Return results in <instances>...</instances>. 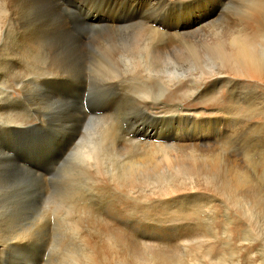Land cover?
Segmentation results:
<instances>
[{"label": "rangeland", "instance_id": "rangeland-1", "mask_svg": "<svg viewBox=\"0 0 264 264\" xmlns=\"http://www.w3.org/2000/svg\"><path fill=\"white\" fill-rule=\"evenodd\" d=\"M129 1L73 0V4H71L72 0H65L67 2L65 4L74 11L77 10L75 5L78 4L80 6V18L83 21L86 20L85 22H94L92 18H96L98 14L100 16L112 15L114 19L121 15L128 16L131 12H134V7L137 8V4L135 5L134 1H130L131 4ZM173 1H176L177 5L175 6L176 8L172 9L173 12L170 13V9L174 5L168 2ZM208 13H210L209 16L211 18L209 17L210 19L206 23L204 22L193 29H186L179 33L174 30L169 31L167 34L163 33V43L171 44L167 50L172 47L169 55L175 50H181L179 53H184L174 54L170 60L176 66L171 65V62L169 67L172 69L175 67L179 70L177 72H183V76H186L184 78L182 76V83L174 82L175 84L169 90L164 91L163 102L168 105L178 106L183 111V115L194 116L198 122L199 127L193 132L194 134L190 131L186 135L182 129H176L171 132L170 135H173L171 138L172 142L169 140V143L180 147L191 145L198 151H204L210 154L211 158H215L216 162L214 165H216V170L211 180L208 178L210 183H207L209 182L207 181L208 179H202V182L200 180L202 184L199 183L200 185H197V191L194 193L196 194L197 192V196H194L196 198L193 195L185 196V200L183 197H176L168 202L159 204L158 200L155 199L157 195L151 194L152 191L157 190L152 189L151 186L158 188L161 183L165 184L170 181V179L165 177H162L161 181H159L160 178L132 180L130 181L132 186L129 185L126 188V183L123 180H119L121 183L116 179H113V181L108 179L106 181L105 175H94L93 171L91 172L87 169L85 163L81 162L73 151L68 152L70 154H65L62 159L56 158L52 163L50 161L58 155L57 151H54L55 148L53 149L54 152L51 151L52 153L49 156L36 159V161L29 160L36 156V151H45L49 147L47 143L50 140L49 138L55 136L57 131L54 125L55 120L52 119V115L48 112L50 110L55 111V108H52L51 105L56 104L58 100L48 96L45 92L41 91L40 93L38 89L36 91L35 85L34 87L29 82L28 86V81L26 83L24 80L21 83L23 91L26 93L22 94L23 97L17 93H12V97L18 99V103L20 100V103H17L19 115L24 122L26 121L22 126L21 132L19 131L17 143L21 149H28L30 156L21 155L17 150H14V154L11 152V155L15 157L14 162L4 163L5 165L0 164V243L2 246L6 244L0 250V264H89L87 255L93 248L104 250L96 264H140L142 252L144 253L146 249L148 254L150 251V254L155 253L153 250L156 247L155 250L159 251L158 253H162L163 259L171 262L170 264L177 262L178 264H191V261L201 262L202 264L204 262L207 263V261L212 263L222 262L224 264H264V73H262L264 65L260 78L258 76H247L240 70L231 71V69L228 70L227 68V79L221 80V82L213 86L209 80L200 82L201 78L207 76L210 72L205 63L202 61V63H197L196 61L197 64L192 65L187 60L191 52L196 53L198 56L209 52L215 57L214 62L218 63L216 57L219 54L211 49L212 46L218 51H223L224 47H228V37L231 34H240L241 31L245 33L249 32L253 27H259L258 31L261 29L260 35L256 36L259 42L256 41L253 53L264 64V39L262 41V37L264 38V0H162V18L169 21L172 25L176 24V22L198 20L203 15H208ZM23 16H26V19ZM19 17V29L23 32L21 33L22 40L20 41L23 43L22 45L20 43V48L23 52L19 53L21 64L17 75H21L24 72L27 73L24 79H26L25 77L28 78V73L31 76L38 75L37 65L43 64L39 54L48 48L52 53V57L51 60L45 59L44 63L50 66L59 65L60 68H58L59 66L55 67V71L52 66L54 72H68L69 74L73 72V75L78 73V76L82 74L86 86L96 91V93H93V101L95 103H98L101 97L104 99L103 95L97 93L99 87L98 90L94 87V84L97 83L96 81L100 80L99 69L101 67L97 71V67H95L93 62L97 60V55L93 52L94 48L85 47L82 42L110 35L112 36L111 40H113L112 50L122 49L129 51L133 48L136 41H138L137 44H140V49L147 47L143 46L145 44L139 36V31L133 27L112 33L108 27L89 29L83 24V27L78 26L75 29H59L55 31L53 30V25L59 18L63 17V14L50 6L44 7L41 4H36L33 7L31 4H26V6L24 5L21 8ZM244 27L247 28V31H245ZM0 31L1 46L2 30ZM25 33L28 35L26 36ZM34 34L36 37H34ZM23 47H25V50ZM21 49L20 52L22 51ZM28 49L31 51H28ZM35 51H38V53L36 54ZM160 61L162 60L157 61L156 69L158 65L163 66L164 73L166 61L161 63ZM8 67L9 65L6 66L5 63L0 62V69L5 73L2 77L6 79L8 85L13 84L19 88V84L11 83L14 75L10 76L12 73L8 72L6 69ZM195 73L196 75L199 74V78L189 76V74L195 75ZM116 76L115 79L119 85L128 89V82L126 79L123 80L125 75ZM189 85L196 87V90L192 92L194 88L192 86L189 87ZM25 88L28 89L26 90ZM109 88L106 91H109L108 94L111 95L114 89L111 87L110 90ZM129 89H132L128 91H131L132 95L130 98H133V94L136 93L134 89L136 88ZM200 89L201 92H199ZM33 90H35V93ZM36 93L37 95H35ZM29 95L33 96L30 97ZM32 97H34L33 100ZM122 98H110L109 101L111 100L113 109L116 107V119H119L122 128L131 131L132 129L128 123L130 120L125 116H137L135 102L129 97H126V99ZM36 100H38V104ZM46 101L48 104H46ZM81 101V108L89 112L86 106L89 103L88 98L84 97ZM32 103L34 109L32 108ZM131 103L132 105H130ZM24 104L25 106H22ZM39 104L40 106L44 104L41 106L42 110L40 107L38 109ZM21 106L25 107V109ZM44 108L46 109L44 110ZM132 110L134 111L132 112ZM174 111L175 109L170 110L171 113ZM68 112L65 111L63 114L66 113L68 115ZM93 112L97 113L98 110ZM154 112L155 110L151 113L154 114ZM43 113L44 116H42ZM124 113L127 114L125 115ZM34 114L45 118V121H42L44 123H42L43 128L38 129L41 126L36 125L37 116ZM249 123L259 124L256 126L252 125L254 127H250L251 129H246L245 126ZM87 127L88 125L83 129L86 130ZM243 129H246V131ZM46 131H49V133ZM134 133L131 131L129 137L134 136ZM199 135L208 136V143H201L198 140ZM137 137H140L139 134ZM1 141L0 139V143ZM114 144L113 149L116 151L124 147L122 154L127 160L137 154H146L145 152L149 150L148 148L141 149L136 144H130L119 139ZM49 145L51 146V144ZM126 146L128 147L126 148ZM221 148L225 150L223 151ZM21 149H19L20 152ZM224 158L227 160L226 164H229L230 173L226 172V168L222 169ZM23 165L32 170L26 169ZM232 170L236 172H232ZM165 175L164 173L163 176ZM242 176L247 181H244ZM151 180L153 183L150 182ZM141 181L143 184L140 183ZM211 181L213 186H211ZM115 182L119 184L115 185ZM122 182L125 184L123 185ZM189 182L190 180L184 177L176 184L181 191H184L185 188H189ZM98 185L101 187L98 188ZM120 185L124 187L122 186L120 189ZM103 186L107 188L104 190L105 187ZM129 188L133 189V191H130L132 194L126 191ZM118 190L121 191L119 192ZM122 190H125L124 193ZM159 195L161 196L160 193ZM132 196L136 198L134 199ZM238 196L244 200L250 197L252 200L250 202L252 203L249 201L243 202V199L238 198ZM154 201L156 206H154ZM78 204L80 205L78 206ZM249 204H251L250 208ZM74 224L77 225L75 226ZM140 226L141 228H139ZM156 228L158 230H155ZM148 231L152 232L148 234ZM138 233L148 234L151 238L141 237ZM114 234L122 236L121 240H124V242L121 244L117 240L115 241ZM143 240L150 241L144 242ZM186 240L188 244H186ZM150 242H155V245ZM148 243L154 245L155 248L149 249L151 245L148 246ZM133 250L139 251L136 252L139 258L132 252Z\"/></svg>", "mask_w": 264, "mask_h": 264}, {"label": "bare ground", "instance_id": "bare-ground-1", "mask_svg": "<svg viewBox=\"0 0 264 264\" xmlns=\"http://www.w3.org/2000/svg\"><path fill=\"white\" fill-rule=\"evenodd\" d=\"M80 1H86V0H80ZM88 1H92V0H88ZM122 1H124V0H121V2ZM130 1H134L135 5L137 4V8H135L133 6L134 12L133 13L131 12L128 16L127 15H121L117 19H114L112 17V15L111 16H108V15L100 16V14L97 13L98 16L96 18H92V21H94V22H90V21L85 22L86 20L83 21L79 15L80 14V11H79L80 6L78 4L75 5L76 9H77V10L75 9L77 11L76 12L70 6H67V4H65V3H67V2H65V0H0V30H2V33H1L2 34V38H1L2 42H1V46H0V62L5 63L6 66L9 65V67L6 69L8 70V72H10V74L12 73V75H10L11 77L14 75L13 82H11V83L19 84V88L15 87L13 84L8 85L6 79L4 77H2L5 75V73L2 71V69H0V139L2 140L0 143V164L5 165L4 163L9 164V162H14L15 157H13L11 155V152L13 153L14 150H17L19 153H21V155L25 154V155L30 156L29 155L30 151L28 149L25 150L24 148L21 149L17 143V139L19 138V136H18L19 131L21 132V129L23 128L22 126L26 121L24 122L22 117L19 115L18 104L20 103V100L18 103V99L12 97V95H13L12 93H17L19 95L26 93L23 91L24 89L22 88V83H21L22 81L24 82V80H25V82L28 81V86L30 83H32L33 86L35 85L36 91L38 89L40 91V93H41V91L45 92V93H47L48 96H52V98H54L55 100H58V101H56V104L54 103L53 105H51L52 108H55V111L50 110L48 112L50 115H52V119L55 120V124L53 123L57 128L55 136L52 137L50 135L52 138H49L50 140H49V142H47L49 147H47V149L45 151H43V150L36 151L37 152L36 156L33 158H30L29 160H32V161L35 160L36 161V159H39V158L42 159L43 157L49 156L52 153L51 151H53V149L55 148L54 151L56 150L57 151L56 153H58V155L50 161V163H52V161L55 160L56 158L59 157V159H62V157L65 154H67L70 151L71 152L73 151L78 156V159H80L81 162L85 163L86 168L89 169L91 172L93 171L94 175H96V176L105 175L106 181L108 179L111 181H113V179H116V180H118V182L121 183V181L123 180L126 183V188L129 187V185H131L130 181H132V180H138V179L150 180V179L160 178L159 181H161V178L165 177L167 179H170V181H167V183H165V184L161 183V186L159 185L160 187H158V188H153V186H151L152 189L157 190V191H152L151 194L157 195L155 197V199L158 200L159 204L164 203V202H168L172 198H176V197L177 198L183 197L184 200H185V196L187 197V196L193 195V197H194L197 194V192H196V194H194L195 191H197L196 190L197 185L198 186L200 185L199 183L202 182V179L205 180V179L209 178L211 180V178L215 174V170H216V165H214V163L216 162L215 158H211L210 154H208L204 151H202V152L198 151L197 149H195V147H193L191 145L180 147V146H175L174 144L169 143L171 141L172 136H173L170 134H171V132L175 131L176 129H182L183 133H185L186 135L190 131L192 134H194L193 132L196 130V128L199 127V124L196 121L195 117L194 116L191 117L190 115H183V113H182L183 111L181 109H179L178 106L173 105V104L168 105L165 102H163L164 91L169 90V88L175 84L174 82H181L182 83V80H183L182 76L184 74L183 72H177L179 70H177L175 67H173V69L171 67H169V65L172 62L170 59L174 54L179 55V54H184V53H179L181 50H175L172 54L169 55V51L172 47L169 50H167V48L171 44L165 43V42L163 43V33L167 34L171 30H174L175 32L179 33L180 31H183L186 29H191V28L193 29L194 27H197V26L203 24L204 22L206 23V21H208L211 18L209 16L210 13H208V15H203L201 18H199L198 20H195V21L188 20L186 22H181V23L176 22V24L172 25L169 21L164 20L162 18V0H130ZM146 3H148V4L145 5ZM168 3H173V5H174L170 9L171 10L170 13H172L173 12L172 9H174V7L177 5L176 4L177 2L173 1V2H168ZM26 4H31V5H33V7L36 4H41L44 7L50 6L53 9H55L57 12L63 14V17L59 18V20L53 25V30H55V31L59 30V29H61V30L75 29L78 26L83 27V24L86 28H89V29L90 28H96V27H108L109 31H111L112 33H115L118 30L133 27L139 31V36L142 38V41L145 44L143 46L144 47L147 46V47L140 49V47H139L140 44H137L138 41H136L133 45V48L130 49L129 51H124L122 49L112 50L111 45H112L113 40H111L112 36H110V35H106L105 37L103 36L101 38H93L94 40H92V41L89 40L87 42H82V44L85 47L94 48L93 52L97 55V60H94L93 62L95 63V67H97V71H98V68L101 67L99 69L100 73L98 72L99 76H100L99 77L100 80L96 81L97 83L94 84V87H96L97 90L99 87V90L97 91V93L103 95L104 99H102V97H101L99 99L98 103H95L93 101V99H94L93 93L94 92L96 93L95 89L92 90L86 86L84 79L82 77V74H80L78 76L77 75L78 73L77 74L75 73V75H73L72 74L73 72L70 74L68 72L67 73L60 72V71L54 72L56 69L55 67H57L59 65H57V66L51 65L50 66V65H46L47 63L46 64L44 63L46 61L45 59L51 60V57H52V53L48 48L44 49V51L39 54V55H41V56H39V58L41 60H43V64L37 65L38 69L36 68L37 71L39 70L38 71L39 74L36 76H34V75L31 76L28 73V75H29L28 78L25 77L26 79H24V76H26L27 73H25V72L21 73V72H23V71H21L20 72L21 75H17L19 66L21 64V60H20L21 58H20L19 53L21 54L23 52V50L20 48V43H21V45L23 43V42H20L22 40L21 39V33H23V32H21L19 29L20 25H18V19L20 18L19 15H20L21 8H23L24 5L26 6ZM71 4H73V0H72ZM126 4H127V2H126ZM130 4H131V2H130ZM165 4H166V2H165ZM165 4H163V5H165ZM77 6H78V8H77ZM105 8H106V6H105ZM110 8H111V6H110ZM115 9H116V7H115ZM25 14H26V9H25ZM95 16H96V14H95ZM166 16H169V15H166ZM23 17L25 18L26 16H23ZM120 17H122V18H120ZM42 22H44V21H42ZM258 26H260V25L258 24ZM24 27H25V24H24ZM258 28L253 27L252 29H250L249 32L247 31V28H245L246 29L245 31H247V32H245L246 34L243 33V31H241L240 34L236 33L233 35L231 34V36L229 35L230 37H228V39H229L228 40V47H224L223 51H218L215 49L214 46H212L211 49L218 52V54H219L216 57L218 60V63L214 62L215 57L213 56V54H211L209 52L204 53L202 56H198L196 53H193L190 51L191 54L189 53L190 55L187 58V60L189 61V64L196 65L197 63H200L202 61L205 63L206 67L210 71L207 76H204V74H203L204 77L201 78L200 82L209 80L211 85L215 86L217 83L221 82V80L227 79V76H226L227 68H228V70L231 69V71L232 70H240L247 76H254V77L258 76L260 78V74L262 72V69H263L262 67L264 64L261 61H259L257 56H255V54L253 53L255 51V46H256L255 44L257 42H259V40L257 41L256 36L260 35L261 29H260V31H258ZM33 29H35V28L33 27ZM30 30H31V27H30ZM242 30H244V29H242ZM174 31H172V32H174ZM25 35L27 36L28 34L25 33ZM34 37H36L35 34H34ZM258 38H260V37H258ZM263 39L264 38L262 37V41H263ZM25 41H26V39H25ZM139 41L141 42V40H139ZM28 43H29V41H28ZM26 47H28V46H26ZM19 48L22 50L21 52H20ZM23 48L25 50V47H23ZM28 51H31V50L28 49ZM84 51L87 52L86 50H84ZM35 52H36V54L38 53V51H35ZM189 59H193L194 61L189 60ZM159 60H162L163 62L166 61L165 65H164L166 67V70L164 71V73H163V66L161 67L160 65H158V68L156 69V66H157L156 63ZM162 61H160V63ZM196 61H197V63H196ZM38 64H40V63H38ZM22 65H24V64H22ZM171 65L176 66L174 62H172ZM52 66L54 67V71L52 69ZM24 67H25V65H24ZM58 68H60V66ZM20 69H21V67H20ZM25 71H27V70H25ZM262 73H264V70ZM115 74L118 76L124 74L125 77L123 80L126 79V81L129 84L128 85L129 88H133V89L136 88V89H134L136 93L133 94V96H134L133 98H130L132 94H131V91L130 92L128 91V90H132V89H129L128 87H127L128 89H125L126 87L124 88V87H122V85H119V83L115 79V77H117ZM189 76H192V78L193 77L199 78V74L196 75V73H195V75L189 74ZM126 77H128V78H126ZM184 77H186V76H183V78ZM193 85H195V84H193ZM193 85H189V87L192 86L194 88ZM120 86H121V88H120ZM109 87L110 88L112 87L114 89L113 93H111L112 96L110 94H108L109 91L108 92L106 91V89ZM195 90H196V87L192 90V92H194ZM33 91L35 93V90H33ZM125 91H126V93H125ZM199 92H201V89L199 90ZM23 95H22V97H23ZM35 95H37V93ZM31 96H33V95H31ZM96 96H97V94H96ZM84 97L88 98L89 103H87L86 106L88 107L89 112L85 111L84 109L81 108V106H82L81 100H83ZM120 97H123L122 99H126V97H129L131 100L133 99V101L135 102L134 105H135V108L137 110V116L134 115L135 113L133 114L134 115L133 117L125 116L127 119L130 120L128 123L132 129L131 131L135 132L134 136H132V137H129V133H131V131H127V130L123 129L119 119L118 120L116 119V117H117L116 116L117 111L115 110L116 107L113 109L112 108L113 106L111 105L112 103L110 102L111 100L109 101L110 98H118L119 99ZM33 98L34 97H32V100H33ZM38 98H40V97H38ZM90 99H91L92 103L90 102ZM28 100H29V97H28ZM31 102H33V101H31ZM37 102H38V100H36V103ZM23 103H25V102L23 101ZM46 104H48V102ZM117 104H118V102H117ZM42 105H44V104H42ZM130 105H132V103ZM134 105H133V107H134ZM22 106H25V104ZM41 106L39 104L38 109L40 107L42 110ZM33 107L34 106L32 103V108ZM22 108L25 109V107H22ZM68 108H69V110H68ZM45 109L46 108H44V110ZM129 109H131V108H129ZM171 109H175V111L173 113H171L170 112ZM26 110H28V109H26ZM95 110H98V112L97 113L93 112ZM154 110H155V112H154V114H152L151 112ZM35 111L37 113L36 108H35ZM65 111L66 112L69 111L68 115L66 113L63 114V112H65ZM127 111H125V112H127ZM133 111L134 110H132V112ZM169 112H170V114H168ZM27 113H32V112H27ZM128 115H129V113H128ZM35 116H37V115H35ZM42 116H44V113L42 114ZM48 118L50 119V117H48ZM43 120L45 121V118L37 116V124L36 125L41 126V127H38V129L43 128L42 127V123H43L42 121ZM49 123L51 125L50 121H49ZM26 124H28V123H26ZM257 124H259V123H249L245 126V128L247 129L250 127H254ZM86 125H88V127L85 130L83 128ZM90 125H92V126L89 127ZM252 125H254V126H252ZM48 127H50V126H48ZM52 127H54V126H52ZM45 128L47 129V127H45ZM246 129H243V130L246 131ZM83 130H85V131L83 132ZM43 132H44V129H43ZM224 132H225V130H224ZM249 132H250V130H249ZM45 133H44V135H45ZM47 133H49V131ZM138 134L140 137H137ZM245 134H246V132H245ZM239 135H241V134L239 133ZM20 136H21V134H20ZM142 136H144V137H142ZM38 138H40V137H38ZM118 139L125 141V142H129L130 144H136L138 147H141V149L148 148L149 150L147 152H145L146 154H143V155L137 154L133 157H129L127 160V158H125L122 154V152H123L122 150L124 147H122V149H120L118 151L113 149V146L115 145L114 143L116 141H118ZM38 140H40V139H38ZM198 140L201 143H208V141H209L208 136H202V135H199ZM40 142H39V144H40ZM49 144H51V146ZM26 146H28V145H26ZM21 147H22V145H21ZM42 147H43V145H42ZM127 147L128 146H126V148ZM223 148H221V149L223 150ZM19 149H21V152L19 151ZM30 149H32V148H30ZM35 149H33V150H35ZM125 150H127V149H125ZM31 152L33 153L32 150H31ZM218 152H219V148H218ZM68 154H70V153H68ZM73 156H75V155H73ZM125 156H127V155H125ZM226 162H227V160L224 158L223 159L224 165L222 164L223 165L222 169L226 168V172L230 173L231 169L228 166L229 164H226ZM23 166L26 169L32 170L31 168H29L25 165H23ZM232 172H236V171L232 170ZM164 173L166 174L165 176H163ZM88 174H90V172H88ZM184 177H186L188 180H190L189 188L188 189L185 188L184 191H181V189L177 186L176 182L179 183V181ZM242 177H243L244 181L245 180L247 181V179H245L244 176H242ZM209 179L207 181H209ZM119 180H121V181H119ZM163 180H165V179H163ZM200 180H201V182H200ZM118 182L117 183L115 182V185L119 184ZM150 182L153 183L152 180ZM104 183H105V181H104ZM122 183H123V185L125 184L124 182H122ZM140 183H142V181ZM154 183L156 184V182H154ZM207 183H210V181ZM211 183H212V181H211ZM132 184H133V182H132ZM156 185H158V184H156ZM105 186H103V187H105ZM122 186L120 185V189ZM211 186H213V183L211 184ZM100 187L98 185V188H100ZM103 187H102V189H103ZM106 188L107 187H105L104 190ZM131 188H134V187H131ZM131 190L133 191V189H130V188L126 189L127 192H130ZM188 190H190V192H188ZM210 190H212V189L210 188ZM124 191L122 190L123 193H124ZM108 192H110V191H108ZM115 193H116V191H115ZM159 193L161 194V196L159 195ZM116 194H114V195L116 196ZM112 195H113V192H112ZM132 197L134 198V196H132ZM194 198H196V197H194ZM238 198L243 199L240 196H238ZM130 199H132V198H130ZM242 201L243 202L244 201L250 202L252 200L249 197L247 200L243 199ZM249 202H247V203H249ZM75 203H76V201H75ZM154 203H155V201H154ZM250 203H252V202H250ZM80 204H78V206ZM250 205L251 204H249V208H250ZM141 206H143V205H141ZM154 206H156V203ZM86 207H88V206H86ZM86 207H85V209H86ZM257 207H259V206H257ZM147 208H149V207H147ZM249 208H246V209H249ZM83 209H84V207H83ZM82 211H84V210H82ZM74 223H76V222H74ZM141 226H143V225H141ZM141 226L139 228H141ZM157 228L155 230H158ZM145 229H146V227H145ZM151 232L148 231V234ZM148 234H139V236L144 237V238L146 237L147 239H148V237L151 238V236ZM158 234H160V233L158 232ZM153 236H155V235H153ZM85 237L87 238V236H85ZM113 237H114L115 241L117 240V242H119L121 244L124 242V240H121L122 236L114 234ZM156 238H157V236H156ZM194 239L196 240V238H194ZM143 241L146 242L147 240L146 241L143 240ZM149 241H147V242H149ZM163 241H164V239H163ZM186 242H187V240H186ZM11 243H13V242H11ZM82 243H84V242H82ZM150 243H153L155 245V242H150ZM142 244H143V242H142ZM183 244H184V242H183ZM186 244H188V242ZM143 245H145V244H143ZM149 245H151V244L148 243V246ZM154 245H151V247H149V249L150 248L154 249L155 248ZM0 246H1L0 250H2L1 248L4 246H2L1 243H0ZM155 249L153 250L155 253H151V254H150L151 251L148 254V252H146L147 250L145 249L144 253L142 252L140 264H170L171 263V262L165 261L163 259L162 253H158L159 251H156ZM3 250H5V249H3ZM108 251H109V249H108ZM103 252H104V250H102L101 248H97V249L93 248V250L87 255V262L89 264H96V261L99 260L98 258L100 257V255H102ZM132 252L135 253L136 256L139 258V255H137V253H136V252H139L138 250H133ZM35 253L37 254V252H35ZM34 260H36V259H34ZM174 262H176V261H174ZM172 263H173V261H172ZM200 263L195 262V261H191V264H200ZM204 263L205 264H224L222 262L221 263L220 262L212 263V262H208V261H207V263L206 262H204ZM135 264H138V263H135ZM175 264H178V262Z\"/></svg>", "mask_w": 264, "mask_h": 264}]
</instances>
